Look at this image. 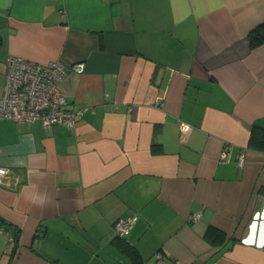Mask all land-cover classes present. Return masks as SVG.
Returning <instances> with one entry per match:
<instances>
[{
    "label": "crops",
    "instance_id": "1",
    "mask_svg": "<svg viewBox=\"0 0 264 264\" xmlns=\"http://www.w3.org/2000/svg\"><path fill=\"white\" fill-rule=\"evenodd\" d=\"M257 33L264 0H0V94L9 56L82 62L60 89L86 107L0 119V264H264Z\"/></svg>",
    "mask_w": 264,
    "mask_h": 264
},
{
    "label": "built area",
    "instance_id": "2",
    "mask_svg": "<svg viewBox=\"0 0 264 264\" xmlns=\"http://www.w3.org/2000/svg\"><path fill=\"white\" fill-rule=\"evenodd\" d=\"M84 64L76 62L66 65L60 60L46 63L35 62L21 56H9L5 62L4 83L0 94V119L12 122L39 121L45 127L61 125L74 127L77 118L86 107L71 110L60 89V81L67 71L83 72ZM181 132L189 131L190 125L178 122ZM229 146L221 154L223 160L229 156ZM243 163V155L237 159ZM8 173V168L0 166V180ZM131 218H119L114 223L116 235L123 237L131 227ZM7 236L9 247L16 252L17 246L9 231L0 226Z\"/></svg>",
    "mask_w": 264,
    "mask_h": 264
},
{
    "label": "trees",
    "instance_id": "3",
    "mask_svg": "<svg viewBox=\"0 0 264 264\" xmlns=\"http://www.w3.org/2000/svg\"><path fill=\"white\" fill-rule=\"evenodd\" d=\"M256 33V32H255ZM255 42H260L264 39L260 38V36L258 35V33L256 34V36H253ZM0 43H1V38H0ZM0 226L6 230V231H9V229L7 228V226L5 224H3L1 221H0ZM10 232V231H9ZM11 234V233H10Z\"/></svg>",
    "mask_w": 264,
    "mask_h": 264
}]
</instances>
